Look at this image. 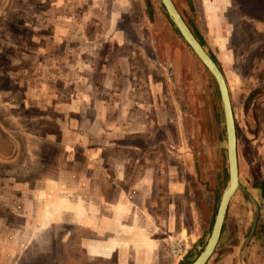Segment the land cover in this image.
<instances>
[{
	"label": "rangeland",
	"instance_id": "rangeland-1",
	"mask_svg": "<svg viewBox=\"0 0 264 264\" xmlns=\"http://www.w3.org/2000/svg\"><path fill=\"white\" fill-rule=\"evenodd\" d=\"M219 64L236 119L240 180L252 189L264 176V94L256 129L247 94L264 69L245 63L241 79L231 61ZM90 157L106 163L99 173L106 169L120 187L109 200L123 225L105 235L72 218L57 224L52 202L87 192V178L78 189L55 177L71 173L72 185V174L77 182L89 173ZM228 180L218 85L160 0H0V264H190L207 244ZM254 210L237 191L206 264L236 262ZM26 214L34 240L21 244ZM257 224L253 251L264 264L257 240L264 242V216ZM146 241L156 244L152 260Z\"/></svg>",
	"mask_w": 264,
	"mask_h": 264
},
{
	"label": "crops",
	"instance_id": "crops-1",
	"mask_svg": "<svg viewBox=\"0 0 264 264\" xmlns=\"http://www.w3.org/2000/svg\"><path fill=\"white\" fill-rule=\"evenodd\" d=\"M173 1L193 32L202 38L205 48L207 49V45L215 47V54H217V57L213 53H210L208 49L207 50L213 57H215L216 62L222 69L223 73V66L219 64V61L221 60L231 61L233 63V69L238 71L237 74L241 77V79H244V77L248 76L245 74V68L243 66L245 63H250V71H256L259 66L264 69V0H181V2L183 1L186 5V10L184 11H182L179 6L181 3L180 0ZM187 14L190 17H188ZM220 55L222 57H220ZM255 79V89L252 87L247 94V101L250 102L249 122L252 129H256V126H258L259 101L257 102V100H259V98L264 94V81L262 82V79L258 75H255ZM89 101L91 102L92 99ZM253 132L255 131L253 130ZM105 164H103L99 158L90 157L88 160L89 173L87 175H81V178H79V181L77 180V182L74 181L76 176L72 174V185L66 183L68 182L71 173H68L67 175H57V177H55L58 184H67L69 188H82L84 185L82 179L84 178H87V182L90 183L87 192L82 195L77 196L76 194H69V192H67L65 195L59 194L62 197L57 195V197L52 198V202L56 204L57 224L60 222H67L65 218H72L71 222L75 225L84 226L89 223V230L94 231L96 235L98 232L100 234L104 233L105 235L109 231L118 229V227L121 229L123 223L120 222L119 216L115 215L121 210L118 206L111 205L112 202L109 200L111 197L109 193L110 190H114V188H116V190L120 191V187H118L115 183V186L109 184L110 179L106 174V169L101 171L103 173H99L100 167L105 166ZM98 180H101L102 182L104 181L106 185L102 186L101 184L99 188L100 191L97 193L98 189L96 182ZM263 180L264 176L254 180L252 189L255 190L258 195H253L251 193L252 189L246 187L256 202L259 204V222H261L262 217L264 216V208H262L264 205V194L262 188L259 185ZM72 192H74V190ZM120 195L121 192L117 194V197L120 198ZM66 196L67 198L65 199ZM249 201L252 200L249 199ZM245 209L247 211V208ZM22 211L26 213L27 210L24 208ZM111 211L117 212L114 213L113 218H103L102 216L99 218L101 219L99 220L100 228H93V224L91 225L90 222L93 220V218H97L102 213H110ZM29 220L30 218L26 214L21 225L22 230L26 231V236H23L22 234L16 238L17 241L21 242V244L24 241L34 240L33 235L35 231L33 230L32 226L30 227ZM51 223H49V225H51ZM46 225L49 226L48 224ZM101 226L103 227L102 230ZM133 226L130 225V228L134 230L133 232L136 230L138 231L139 227ZM257 227L258 226H256V228ZM257 229L255 230L257 231ZM24 238L26 240H24ZM257 240H259L261 246L264 247V242L261 241V237L257 238ZM255 241L256 235L255 237L252 236V238L245 245L243 249L245 250L244 255L240 253L244 242L240 243L238 259L236 262L233 261V264H245L244 261L249 264H256L258 262L256 251H253L255 250ZM146 243L149 246V251L147 250V254L149 259L152 260L155 256L156 244L150 243L149 241H146ZM116 254L117 253L112 254V258H114ZM104 256L106 258H110L108 253H105ZM116 257L117 259L120 258L118 256Z\"/></svg>",
	"mask_w": 264,
	"mask_h": 264
},
{
	"label": "water",
	"instance_id": "water-1",
	"mask_svg": "<svg viewBox=\"0 0 264 264\" xmlns=\"http://www.w3.org/2000/svg\"><path fill=\"white\" fill-rule=\"evenodd\" d=\"M160 1L161 4L164 6L169 18L171 19V21L173 22V24L175 25V27L177 28L183 39L187 42V44L191 47V49L195 52V54L198 56V58L202 61V63L205 65V67L209 70L211 75L216 80L223 106L224 123L226 129V137H227L229 180L226 187L223 190L220 203L217 209V213L215 216L214 224L212 227V231L208 238L207 244L204 250L200 253V255L192 263H190V264H206L210 259V257L212 256V254L214 253L217 244L220 240L227 211L229 208V204L235 193L237 191H242L256 205L255 216L252 223V227L248 237L246 238V240L242 245L241 252L243 251L248 241L254 235L259 220L260 207L259 204L254 199V197L249 192V190L246 188V186L242 184L240 180L237 125L233 110L231 94L225 75L222 69L220 68V66L218 65V63L216 62V60L212 57V55L208 52L205 46L197 38L191 27L188 25V23L184 19L183 15L177 8L174 1L173 0H160Z\"/></svg>",
	"mask_w": 264,
	"mask_h": 264
},
{
	"label": "trees",
	"instance_id": "trees-1",
	"mask_svg": "<svg viewBox=\"0 0 264 264\" xmlns=\"http://www.w3.org/2000/svg\"><path fill=\"white\" fill-rule=\"evenodd\" d=\"M195 35H196L197 38L200 40V42L204 45V42H203L202 38H201L198 34H196V33H195ZM212 57H213V56H212ZM213 58L215 59V57H213ZM215 60H216V59H215ZM259 185H260V187L262 188V190H263V194H264V180H263ZM257 233H259L258 230H257L256 233H255L256 237L258 236ZM259 237H260V236H259ZM180 264H184V262L181 261Z\"/></svg>",
	"mask_w": 264,
	"mask_h": 264
},
{
	"label": "flooded vegetation",
	"instance_id": "flooded-vegetation-1",
	"mask_svg": "<svg viewBox=\"0 0 264 264\" xmlns=\"http://www.w3.org/2000/svg\"><path fill=\"white\" fill-rule=\"evenodd\" d=\"M259 221V220H258Z\"/></svg>",
	"mask_w": 264,
	"mask_h": 264
}]
</instances>
